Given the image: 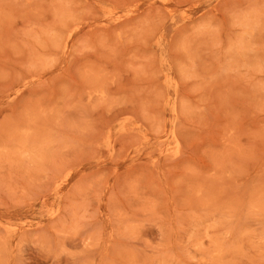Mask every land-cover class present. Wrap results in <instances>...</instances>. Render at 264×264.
I'll return each instance as SVG.
<instances>
[{
	"label": "rangeland",
	"instance_id": "374dc122",
	"mask_svg": "<svg viewBox=\"0 0 264 264\" xmlns=\"http://www.w3.org/2000/svg\"><path fill=\"white\" fill-rule=\"evenodd\" d=\"M0 264H264V0H0Z\"/></svg>",
	"mask_w": 264,
	"mask_h": 264
}]
</instances>
